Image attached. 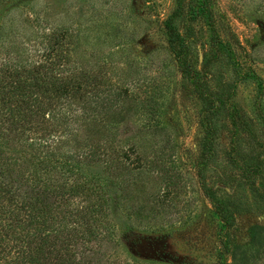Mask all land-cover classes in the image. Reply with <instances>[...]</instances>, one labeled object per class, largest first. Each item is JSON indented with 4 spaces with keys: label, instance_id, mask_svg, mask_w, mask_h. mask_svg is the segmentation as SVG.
I'll return each instance as SVG.
<instances>
[{
    "label": "rangeland",
    "instance_id": "1",
    "mask_svg": "<svg viewBox=\"0 0 264 264\" xmlns=\"http://www.w3.org/2000/svg\"><path fill=\"white\" fill-rule=\"evenodd\" d=\"M175 6L176 0H0V57L7 48L20 60L37 59L33 51L50 47L51 36L63 30L68 64L92 78L96 98L122 94L118 104L96 109L98 123L89 133L109 162L121 160L110 167L117 177L105 179L111 184L106 193L120 198L112 221L121 261L222 264V225L196 175L204 154L201 102L179 70L164 26ZM209 8L216 20L212 29L242 51L243 67L251 64L258 75L240 81L231 98L238 113L253 122L233 136L231 118L224 112L217 119L205 182L231 192L235 182H245L241 168L251 157L264 180V0H210ZM201 25L200 19L191 23L199 34L188 58L197 78L207 42L206 25ZM232 68L224 59L215 67L216 76L234 82ZM220 84L217 77L202 87L214 92ZM105 165L84 167L101 171ZM228 234L227 264H264V208L237 214Z\"/></svg>",
    "mask_w": 264,
    "mask_h": 264
},
{
    "label": "trees",
    "instance_id": "2",
    "mask_svg": "<svg viewBox=\"0 0 264 264\" xmlns=\"http://www.w3.org/2000/svg\"><path fill=\"white\" fill-rule=\"evenodd\" d=\"M209 3L176 0L164 26L179 70L201 102L204 154L196 175L221 222L220 258L227 264L229 229L240 212L264 208V180L253 157L241 168L245 182H235L231 192L209 188L206 172L213 160L217 119L224 112L231 118L233 136L249 125V120L253 122L246 113H238L231 98L240 81L258 75L251 64L243 67L242 51L233 49L230 40H222L212 29L216 20ZM199 19L201 28L206 25L207 42L202 41L197 78L188 58L199 34V28L194 29L191 23L197 24ZM64 34L63 30L53 34L48 40L50 47L35 49L37 59L20 60L17 51L7 48V55L0 57V264H132L119 259L117 225L112 221L120 198L106 193L111 185L106 176L117 177L110 167H117L121 160L109 162L106 151L89 134L98 123L93 120V115L99 114L96 109L118 104L122 94H111L106 100L96 98L98 87L92 78L70 68L65 49L63 52ZM224 59L233 66L234 82L216 76L215 67ZM217 77L221 80L218 90L202 87ZM121 154L129 158L127 152ZM128 160L134 165V160ZM102 161L106 165L101 171L84 167ZM222 180V184L228 183V179ZM219 190L221 193L216 192Z\"/></svg>",
    "mask_w": 264,
    "mask_h": 264
}]
</instances>
